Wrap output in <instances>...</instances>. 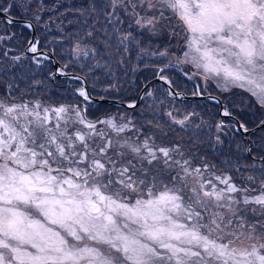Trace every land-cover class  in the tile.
Masks as SVG:
<instances>
[{"label":"snow or ice","instance_id":"6c2138e0","mask_svg":"<svg viewBox=\"0 0 264 264\" xmlns=\"http://www.w3.org/2000/svg\"><path fill=\"white\" fill-rule=\"evenodd\" d=\"M48 10L45 0H0V73H8L0 77V264H264V135L219 159L221 171L182 136L164 141L178 129L191 145L207 136L215 150L224 144L223 120L205 128L194 109L166 106L148 85L121 98L122 76L139 68L133 56L159 57L163 66L151 71L168 85L167 97L183 95L165 74L179 69L203 79L193 96L212 81L222 92H247L250 107L264 113V0H86L76 9L71 54L87 72L70 77L79 84L75 99L60 102L25 98L11 73L31 66L34 76L56 55L37 38L24 51L9 46L15 14L34 30ZM98 71L106 86L97 91ZM44 83L32 79L29 89ZM148 99L152 118L143 121L144 110L132 113ZM107 103L131 111H90ZM221 114L232 117L227 107ZM237 125L264 133V119Z\"/></svg>","mask_w":264,"mask_h":264},{"label":"rangeland","instance_id":"374dc122","mask_svg":"<svg viewBox=\"0 0 264 264\" xmlns=\"http://www.w3.org/2000/svg\"><path fill=\"white\" fill-rule=\"evenodd\" d=\"M45 3L48 5V8L51 10L45 11V13L43 14L44 23L37 25L36 27L37 37L35 38L41 40L42 45L45 47V50H50L53 48L55 49L56 51L55 57L60 62L61 66L63 64L69 63L81 69L80 62L76 61V59L72 56L71 53H72V44L74 42L75 34L80 28L79 13L76 11V9L83 7L86 4V0H45ZM15 15L17 17L19 14H15ZM22 18L24 19V17ZM46 26H47V30H46ZM11 31L15 32L17 34V37L10 43L11 46L10 45L9 46L14 47L18 50L23 49L24 51L26 47V41L31 38L33 30L24 28L23 22L19 21L17 22V24L14 23L11 26ZM166 43H168L167 35H163L157 40V44H159L161 47H163ZM171 43H172V50L176 51L177 41L173 40L171 41ZM133 62L137 63L139 65V68L136 72H132L131 77L122 76L121 83L123 85V88L126 91L121 93V98L126 97L127 94L126 95H122V94L125 92L131 91L132 86L136 85L135 82L137 83L139 75L142 74L140 72L143 70L140 68L141 65H142V68H145L144 66H147L148 64H150V66H155V67L163 66L162 58H159V57L145 58L144 61H136L135 56H133ZM84 63H87V61H84ZM51 67H52V71H55L56 68H55L53 60H51V66L46 70V72H44V68H42L40 70H37L34 76L32 75L31 66H27L25 68L17 67V68L11 69V73L15 74L16 76L17 83L22 84V86H19V89H28V95L25 98H28L29 96L34 97L35 95H45L43 94V92H41L38 89L37 87L38 85L29 89V84L31 83L32 79H43L46 83H49L51 85V82L47 80V73L49 70H51ZM151 69L152 68L148 69L147 71H144L143 74H146V73L153 74ZM84 70H87V69H84ZM188 70L194 71V69H191L190 66ZM175 72H180V71L179 69H168L165 74L169 76V75L175 74ZM70 73L77 74L75 72L66 71V75H63V76L57 75V78H60V77L70 78L71 76H73ZM21 75H23L25 79L21 80L20 79ZM77 75H80V74H77ZM97 75L101 76V82L95 86L98 89L105 87L106 82L103 79V73L98 71ZM0 77H3V79H6L8 78V73H0ZM135 77H137V79ZM153 79H155V76L151 80L148 79V82L152 81ZM192 81L194 82L195 86L200 85L201 90H203L204 81L201 77L197 76L194 79H192ZM147 83H145V85ZM156 84L157 86H155ZM159 84L161 87L163 86L162 85L163 83L159 81H155L151 85H149L148 88L153 90L154 95L158 99H163L164 104L168 107L175 105L176 107H180L182 109H187V110L194 109L197 113H199V116L196 118L195 123H200L202 119L205 122V128H207V126L215 125L216 123L223 120L225 124L227 125V127L225 128L226 135L222 137V139L224 140V144L226 143L225 136L229 139L231 132L234 131V133H236V136H234L235 143H233L234 144L233 152H235L234 154L236 156L238 154L237 148H236L237 144L244 146L246 144L252 143L253 146H255V144L260 143L259 137L261 135H264V133L256 131V132L244 135L242 134L241 131L235 130L238 127L237 123L235 122V118H238L240 122H245L247 124H250V121H253V122L256 121L257 123L258 120L264 119V113L261 112L258 106L250 107V103L253 102L252 98L250 97V94L243 91L242 89L236 88L240 90V94L237 98L236 108L232 109V107L230 105H227L225 101L223 100H225V95L229 93L230 91H232L233 88L228 92H222L216 87V84L212 81H209L207 85V93H205V95H208L210 93L211 96L217 97L222 102L223 109L227 107L229 111L232 113V117H229L230 119L234 121L232 122L230 119L224 118L225 116L221 114L223 109L221 108L220 103H217L216 101L211 100V99L209 100V99L203 98L204 100L211 101L210 105L206 107L200 104L199 98L188 100L186 101V103L181 102L185 100H173V99L166 97L167 96L165 92L166 89L164 86L158 89ZM143 87L139 90L138 96L140 95ZM2 90H3V87H1L0 85V92ZM146 90L147 89H145L144 91ZM47 93L48 95H46L45 97L47 100L51 102H54V101L60 102L62 99H71V100L75 99L74 96L72 95L64 97V95L60 94L61 96L57 97V95H55V93H53L51 90L50 92H47ZM183 93L190 96L192 95L193 91L190 93H187V92H183ZM138 96L137 95L131 96L130 99H135ZM148 103H151V99H148L145 102L140 103L137 107L136 112L132 114L136 117H139L140 111L144 110L143 121H147L148 119H151L152 118L151 110H145ZM107 108H108L107 110L113 113L131 111V110L124 108L123 106L116 105V104H109ZM90 111L95 113L96 115H102L104 113L103 110L102 111L100 110V112H95L90 109ZM161 111H167V108H164ZM205 116H209L208 118L209 121L206 120ZM164 120H166V117L161 119V123H164ZM211 120L212 122H210ZM253 127L255 126L254 125L249 126V128H253ZM169 133H170L169 137L166 138L164 142H168V140L179 139L182 136L184 138L185 143H188L191 146L192 151L197 153L198 156H205L209 162L217 163V167L219 170L227 171V169H221L218 163V160L224 157L223 152L226 151L224 144L223 146H218L215 150H213L209 146V143L207 142V136L203 138L205 140L204 143L191 145L190 141H188V137L183 132H180L178 129L175 132L169 129ZM210 135H214V130H213V133H210ZM247 162L250 163L251 160L249 159ZM232 175L234 178L236 177V174L234 172L232 173Z\"/></svg>","mask_w":264,"mask_h":264},{"label":"trees","instance_id":"16d2710c","mask_svg":"<svg viewBox=\"0 0 264 264\" xmlns=\"http://www.w3.org/2000/svg\"><path fill=\"white\" fill-rule=\"evenodd\" d=\"M19 51H23V49H20ZM67 65H68V68L66 70L67 72L71 71V72H75V73L80 74V75H85L86 72H87V70L81 71V69L78 68L75 65H72V64H69V63ZM50 66H51V61L46 62V65L43 67L44 68V72H46V70ZM52 67H53V65H52ZM52 67H51V71H52ZM144 67L145 68H142V65L140 66V68L143 69L142 71H140L142 74L139 75L138 80H137V83L135 82L136 85L132 86L131 91L125 92V93L122 94V95H126L127 94V96L126 97H122V99L130 100L131 96H136V95L138 96L139 90L145 85V83L148 82V79L151 80L152 78H154V76H155L154 73L153 74L152 73L143 74V72L144 71H147L148 69L153 68L155 66H150V64H148L147 66H144ZM131 74H132V72H128V74L126 75V77H131ZM168 74H170V73H168ZM169 77L172 80L175 81L174 87L177 90L181 91V92L190 93V92H192V91H194L196 89V86H195L194 82L192 80H189L186 77H184L181 72H175V74L169 75ZM135 78L137 79V77H135ZM47 80L51 82V85L49 83H46L45 82L43 85H38L37 86L38 89L41 92H43L44 89L48 90L47 92H50V90H51L53 93H55V95H57V97L58 96H61L60 94L64 95V97L65 96H70V95H72V88H75V87H78L79 86L78 82L73 81V80H71L68 77L67 78H63V77L57 78L56 77L55 80H50V79H47ZM52 83H54V84H52ZM17 84H18V87L19 86H22L21 83H17ZM162 85L165 87V89H167V87L164 84H162ZM155 86H157V84ZM1 87H2V85H1ZM92 87H93V85L91 84V81H89V88H92ZM94 87L97 90H99L96 86H94ZM162 87L160 86V84L158 85V89L159 88H162ZM59 88H61V89H59ZM2 91L0 93H2ZM47 92H46L45 95H42V98L45 99V100H47L46 97H45L46 95H48ZM239 94H240V90H238L236 88H233L232 91H230L229 93H227L225 95V100H223V101H225V103L227 105H230L232 107V109L233 108L235 109L236 108V103H237V98H238ZM166 95H167V92H166ZM167 98L173 99L171 97H167ZM67 100H71V99H67ZM173 100H176V99H173ZM186 101H188V100L181 101V102L186 103ZM54 102H57V101H54ZM175 102H177V101H175ZM199 102H200V104L202 106H206V107L208 105H210V103H211V101H207V100H204V99H202V100L200 99ZM108 106H109L108 103L107 104H101V105H94L91 108V110L92 111H95V112H100V110L101 111L102 110L105 111V110L108 109L107 108ZM205 117H206V120L209 121V119H208L209 116H205ZM224 118L230 119L229 117H224ZM230 120L232 122H234L232 119H230ZM210 122H212V120ZM255 124H256V121L255 122L250 121V124H248V126H253V125L255 126ZM234 136H236V133H234V131L230 133V138L229 139L225 136L226 143L224 144V146L226 148V151L223 152L224 153V156H229V157H231L233 159L236 157V155L234 154L235 152H233L234 151V149H233L234 148V144L233 143H235Z\"/></svg>","mask_w":264,"mask_h":264},{"label":"water","instance_id":"95a60500","mask_svg":"<svg viewBox=\"0 0 264 264\" xmlns=\"http://www.w3.org/2000/svg\"><path fill=\"white\" fill-rule=\"evenodd\" d=\"M16 21H20V22H24V19H16ZM35 37H37V32H36V28L32 31V36H31V38H35ZM52 60H53V62H54V65H55V68H57L58 66H61V64H60V62L56 59V57L55 56H53L52 57ZM70 74H72V75H77V74H74V73H70ZM68 75V74H67ZM155 81H159L158 80V78H155V79H153L152 81H150V82H148L146 85H151L153 82H155ZM159 82H161V83H163L162 81H159ZM164 84V83H163ZM167 88H168V85H166V84H164ZM146 88L145 87H143V89H142V91H141V93H140V95H142L143 94V92H144V90H145ZM173 90L174 91H179V90H177L175 87H174V85H173ZM179 92H181V91H179ZM181 93H183V92H181ZM194 98H199V99H203V98H205V99H209L208 98V95H204L203 97H195V96H193V95H186V94H184L183 93V95L182 96H180V97H176L175 99L176 100H191V99H194ZM210 100V99H209ZM216 100H218L219 101V103H220V106H221V108L223 109V104H222V102L216 97ZM109 104H112V103H109ZM140 104V103H139ZM138 104V105H139ZM121 106V105H120ZM234 119V118H233ZM237 121H240L238 118H235V122L237 123ZM251 129V128H250ZM242 132V131H241ZM250 133H253L252 131H250L249 133H247V134H250ZM242 134H244L245 135V133L244 132H242Z\"/></svg>","mask_w":264,"mask_h":264},{"label":"flooded vegetation","instance_id":"af4514ba","mask_svg":"<svg viewBox=\"0 0 264 264\" xmlns=\"http://www.w3.org/2000/svg\"><path fill=\"white\" fill-rule=\"evenodd\" d=\"M16 19H23V18H22L21 16L18 15V16L16 17ZM17 22H19V21H16L15 24H17Z\"/></svg>","mask_w":264,"mask_h":264}]
</instances>
